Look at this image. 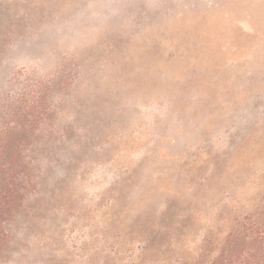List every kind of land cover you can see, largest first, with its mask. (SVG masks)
I'll return each mask as SVG.
<instances>
[{"label":"rangeland","instance_id":"374dc122","mask_svg":"<svg viewBox=\"0 0 264 264\" xmlns=\"http://www.w3.org/2000/svg\"><path fill=\"white\" fill-rule=\"evenodd\" d=\"M262 231L264 0H0V264H249Z\"/></svg>","mask_w":264,"mask_h":264},{"label":"trees","instance_id":"16d2710c","mask_svg":"<svg viewBox=\"0 0 264 264\" xmlns=\"http://www.w3.org/2000/svg\"><path fill=\"white\" fill-rule=\"evenodd\" d=\"M258 225L259 226H261V225H263V224H260V223H258ZM257 225H254V227H251V228H253V229H255V227H256ZM259 228H262V227H256V230H255V232H256V234H258V236L260 237V231H259ZM262 230V229H261ZM246 232H247V229H246ZM250 234H252L251 232H249ZM246 236H249V235H246ZM261 246H262V248H260V253H261V255H260V257H259V259L256 257V255H253V256H250V257H252V260H251V262L249 263V264H264V256H262V252H264V231H262V234H261ZM263 244V245H262ZM242 255V254H241ZM240 255V256H241ZM233 256V255H232ZM246 256L243 254L242 255V258H238V261H239V263L240 264H243V262H244V258H245ZM243 259V260H242ZM222 264H224L225 263V257H223L222 258Z\"/></svg>","mask_w":264,"mask_h":264}]
</instances>
